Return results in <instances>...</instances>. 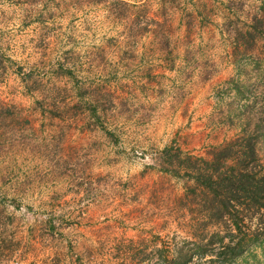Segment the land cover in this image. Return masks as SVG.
<instances>
[{"label":"rangeland","instance_id":"rangeland-1","mask_svg":"<svg viewBox=\"0 0 264 264\" xmlns=\"http://www.w3.org/2000/svg\"><path fill=\"white\" fill-rule=\"evenodd\" d=\"M263 30L264 0H0V264H168L215 232L184 162L264 120Z\"/></svg>","mask_w":264,"mask_h":264},{"label":"trees","instance_id":"trees-1","mask_svg":"<svg viewBox=\"0 0 264 264\" xmlns=\"http://www.w3.org/2000/svg\"><path fill=\"white\" fill-rule=\"evenodd\" d=\"M256 34L264 40V30ZM227 85L235 97L243 95L242 81ZM243 123L241 137L215 148L207 158L185 159V174L216 231L178 248L168 264H192L196 257L208 258L206 264L247 263V257L255 263L256 250L264 255V167L256 154L264 139V120L246 117Z\"/></svg>","mask_w":264,"mask_h":264}]
</instances>
